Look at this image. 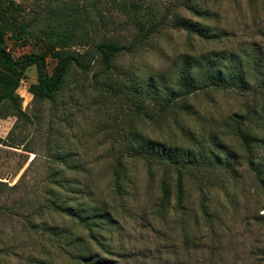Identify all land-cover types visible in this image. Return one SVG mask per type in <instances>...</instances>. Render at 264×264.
I'll return each mask as SVG.
<instances>
[{
	"label": "rangeland",
	"instance_id": "374dc122",
	"mask_svg": "<svg viewBox=\"0 0 264 264\" xmlns=\"http://www.w3.org/2000/svg\"><path fill=\"white\" fill-rule=\"evenodd\" d=\"M13 1L29 31L26 44L7 37L14 59L39 50L35 35L60 23L75 33L70 49L85 52L90 67L82 72L72 65L52 99L28 92L35 70L27 67L16 89L24 115L0 118V264H84L80 254L95 264H264V192L252 167L264 178V0H190L199 15L182 0ZM173 13L205 25L213 36L171 26ZM150 21L156 30L141 38L138 26ZM101 40L126 46L112 55L106 73L95 49ZM184 56L194 59L196 78L200 60L240 63L245 90L202 88L179 101L185 110L173 106L166 112L144 98L139 105L146 116L120 94L130 95L146 82L150 89L174 87ZM54 62L46 57L48 71ZM238 127L252 139L249 147L235 135ZM130 129L194 152L211 149L230 167L181 169L183 196L177 203L174 167L125 153ZM57 154H67V166L54 160ZM116 158L127 173L121 196L111 190ZM52 169L66 187L86 188L80 201L108 212L109 219L88 230L50 211L45 197ZM164 173L171 196L159 211Z\"/></svg>",
	"mask_w": 264,
	"mask_h": 264
},
{
	"label": "trees",
	"instance_id": "16d2710c",
	"mask_svg": "<svg viewBox=\"0 0 264 264\" xmlns=\"http://www.w3.org/2000/svg\"><path fill=\"white\" fill-rule=\"evenodd\" d=\"M181 4L187 11L195 15L202 14L190 0H182ZM20 9V6L13 0H0V111L2 112L0 113V118L6 115H12L16 118L24 115L20 109L21 98L17 94L16 89L27 67L33 66L35 70V81L28 85L27 90L36 99H52L63 87L72 65L82 72H86L90 67L89 60L85 61L84 59L85 52L80 53L75 49H70L69 39L76 36L75 33L60 23L48 26L42 31L40 30V34L35 35L36 39L40 42L39 50L25 53L20 58L14 59L10 55L6 45L7 37H10L13 41L21 40L22 44H26L27 35L29 34V31L26 29L27 23H23L20 20ZM170 24L173 27L184 30L187 34H193L200 38H210L213 36L210 29L205 25L176 13L172 14ZM146 26H138L141 38H146L157 28L156 23L151 21ZM82 44L76 43L79 46ZM95 49L97 54H99L101 70L106 73L108 72L112 55L122 52L126 49V46L109 40H101L95 44ZM46 57L55 60L50 71L46 69ZM223 63L224 61L220 57L207 59L204 62L200 60L198 66L200 69V71L198 70L199 76L196 78L193 72V69L197 67L194 59L190 56H184L177 72L175 86L170 87V89H161L164 94L161 90L155 89V87L152 89L148 88L149 82H146L141 87L137 84L136 88L130 90V95H126L124 91L120 94L134 106L136 112L146 116L144 109L139 105L144 98L145 100H151L152 103L159 106L158 112H166L173 106L180 110H185L186 105L179 104V101L202 88L224 89L228 86H241V90H245L243 87L246 84L244 71L241 69L240 63L234 66H224ZM221 67H224L223 71ZM98 83L96 85L102 89L115 91L107 83L102 85ZM260 85L264 87V80H261ZM235 135L245 147H249L252 139L249 138L248 133L238 127ZM216 144H218L217 141L212 143L213 146ZM124 151L129 157L139 158L148 163L153 161L163 163L168 167H174L176 170L175 198L177 203L181 201L183 196L181 169L199 166L214 167L216 165L226 170L230 167L227 159L223 160L219 156V153H214L211 149L198 148L194 152L188 148L184 149L176 145L148 139L133 129L127 132ZM67 158V154H57L54 156L55 161L66 166ZM252 167H254L253 171L256 181L264 192L262 172L253 166V164ZM59 174L60 172L56 169H52L49 174L51 186L46 189L45 206L50 211L60 212L75 218L88 230H91L92 226H97L96 222L109 219L110 215L108 212L98 206L87 205L80 201V196L89 193L86 188L66 187ZM110 174L112 193L116 196H121L125 192L124 181L127 179V173L120 158L115 159ZM158 184L159 199L157 206L159 211H164L169 204L171 196L169 182L165 173L159 179ZM62 190L65 192L69 191L70 194L63 196ZM67 201H71V203H67ZM48 228L50 230L54 229L52 226ZM51 234L56 233L52 232ZM78 259L84 262V264H95V261L90 260L83 254H80Z\"/></svg>",
	"mask_w": 264,
	"mask_h": 264
}]
</instances>
